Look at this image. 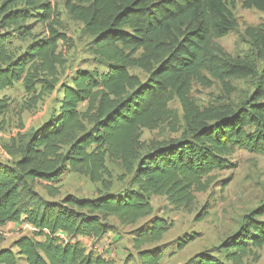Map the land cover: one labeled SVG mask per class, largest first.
Masks as SVG:
<instances>
[{"label":"trees","instance_id":"16d2710c","mask_svg":"<svg viewBox=\"0 0 264 264\" xmlns=\"http://www.w3.org/2000/svg\"><path fill=\"white\" fill-rule=\"evenodd\" d=\"M59 1L0 0V93L22 83L31 100L24 111L59 84L58 71L65 65L60 44H69ZM62 1L68 18L81 23L92 38V53L108 71L79 72L72 85L61 86L63 99L53 116L5 146L16 160L0 162V231L9 224L27 225L35 237L23 235L12 248L0 247V264H110L83 242L60 235L101 240L110 233L112 218L133 226L150 217L153 196L191 209L196 192L206 191L205 178L235 167L229 157L236 150L264 155V103L259 102L264 99V23L246 31L261 69L228 58L213 44L236 30L230 11L236 0ZM243 3L264 12V0ZM32 20L46 25L48 34L18 55L10 46L17 35L29 32L24 24ZM133 69L146 73V80L132 74ZM205 73L225 85L233 78H254L256 93L243 106L201 109L191 93L194 83L210 84ZM175 98L183 106L182 136L146 145L142 131L170 120L169 104ZM12 113L11 100L0 98L1 131ZM107 160L132 175L136 188L119 196L68 195L56 202L35 192L42 183L49 197H57L54 184L68 171L102 182ZM263 217L264 204L242 218L237 232L217 249L225 261L205 251L186 264H246L264 247ZM170 228L165 220H153L132 233L133 243H159ZM190 240L179 243V250ZM139 257L143 264H162L163 248L143 249Z\"/></svg>","mask_w":264,"mask_h":264},{"label":"rangeland","instance_id":"374dc122","mask_svg":"<svg viewBox=\"0 0 264 264\" xmlns=\"http://www.w3.org/2000/svg\"><path fill=\"white\" fill-rule=\"evenodd\" d=\"M243 2L244 0H236L235 5L230 7L231 14L238 23L236 30L225 38L215 40L213 44L228 58L251 62L261 69L262 62L246 31L249 28H258L264 23V12L247 9ZM58 4L62 12L64 31L69 38V44H60L59 50L65 65L58 71L59 84L56 90L46 94L35 108L25 111L31 100L22 83L0 93V98L6 96L13 104V113L6 120L5 130H0V162L12 163L16 160L5 150V146L9 145L11 140L17 139L19 134L29 135L53 116L58 103L63 99L62 85H72L74 77L84 70H97L100 73L108 71V67L92 53V38L84 32V26L68 18L62 0ZM24 26L29 27V32L26 30L25 35H17L10 46L11 51L18 55L25 52L34 41L45 38L48 34L47 26L36 20L29 21ZM131 73L139 76L142 81L147 78V74L140 69H133ZM204 75L210 84L194 83L191 93L201 109L212 105H225L231 108L246 105L257 90V80L254 78H233L225 85L208 73ZM259 102L264 103V99ZM84 109L85 106H82L81 110ZM169 109L174 115L170 120L165 121L156 130L142 131V141L146 145L152 141L163 142L182 136L183 106L175 98L170 102ZM21 124L24 126L23 130L20 128ZM229 159L235 167L216 171L205 178L206 191L196 192V200L191 209L175 208L165 197L153 196L151 198L153 214L136 225L123 226L117 219L112 218L109 221L110 233L101 240L60 236L67 241L83 242L88 251L102 256L110 264H143L139 252L156 247L163 248L162 264H186L194 256L205 251H211L225 261V254L219 253L217 249L226 238L237 232L245 215L264 204V155L236 150ZM107 168L108 173L102 182H93L89 177L68 171L54 184L59 190V195L55 198L49 197L45 184L42 183L35 186V192L45 201L56 202L68 195L88 199L105 195L119 196L126 190L136 188L132 184V175L127 174L118 163L107 160ZM153 220L167 221L171 225L170 230L159 243L136 247L132 233ZM23 235L35 237V231L27 225H7L0 231V247L12 248L15 241ZM36 238L43 240L40 237ZM186 239H191L189 244L179 250L178 244ZM245 263L264 264V247L254 251V255L247 257Z\"/></svg>","mask_w":264,"mask_h":264}]
</instances>
